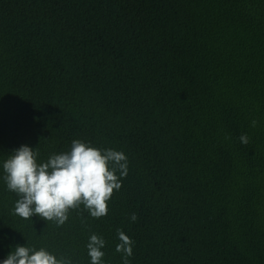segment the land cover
I'll return each mask as SVG.
<instances>
[{
  "label": "trees",
  "instance_id": "obj_1",
  "mask_svg": "<svg viewBox=\"0 0 264 264\" xmlns=\"http://www.w3.org/2000/svg\"><path fill=\"white\" fill-rule=\"evenodd\" d=\"M75 139L127 156L108 214L15 215L3 160ZM117 229L130 264H264V0H0V264H122Z\"/></svg>",
  "mask_w": 264,
  "mask_h": 264
},
{
  "label": "clouds",
  "instance_id": "obj_2",
  "mask_svg": "<svg viewBox=\"0 0 264 264\" xmlns=\"http://www.w3.org/2000/svg\"><path fill=\"white\" fill-rule=\"evenodd\" d=\"M257 121H252L255 127ZM230 139V137H226ZM247 145V134L239 137ZM38 147L33 150L22 145L3 160V180L10 192L17 195L14 214L29 220L39 216L62 226L71 210L83 206L92 218L108 214V201L122 187L128 175V159L123 151L102 150L80 139L71 142L69 151L51 154L45 162H38ZM135 222L137 216L131 215ZM119 243L116 252L122 253V264H130L134 241L117 229ZM103 237L92 234L87 243L91 264H103ZM2 264H72L71 259L57 257L46 248L17 245Z\"/></svg>",
  "mask_w": 264,
  "mask_h": 264
}]
</instances>
